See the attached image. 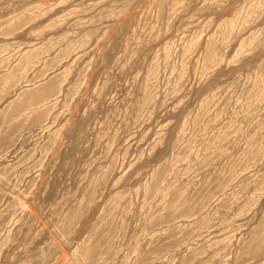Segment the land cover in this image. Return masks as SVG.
<instances>
[{
    "label": "rangeland",
    "instance_id": "1",
    "mask_svg": "<svg viewBox=\"0 0 264 264\" xmlns=\"http://www.w3.org/2000/svg\"><path fill=\"white\" fill-rule=\"evenodd\" d=\"M0 264H264V0H0Z\"/></svg>",
    "mask_w": 264,
    "mask_h": 264
}]
</instances>
